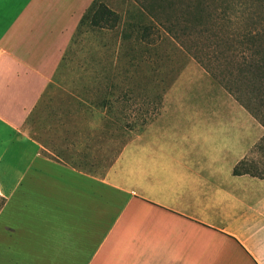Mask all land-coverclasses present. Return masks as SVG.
<instances>
[{
    "label": "crops",
    "instance_id": "crops-1",
    "mask_svg": "<svg viewBox=\"0 0 264 264\" xmlns=\"http://www.w3.org/2000/svg\"><path fill=\"white\" fill-rule=\"evenodd\" d=\"M95 0H0V264H264L252 115L162 114L104 175L25 131Z\"/></svg>",
    "mask_w": 264,
    "mask_h": 264
},
{
    "label": "rangeland",
    "instance_id": "rangeland-1",
    "mask_svg": "<svg viewBox=\"0 0 264 264\" xmlns=\"http://www.w3.org/2000/svg\"><path fill=\"white\" fill-rule=\"evenodd\" d=\"M99 1L118 13V26H86L74 37L26 123V133L43 146L46 157L104 175L155 116L212 115L226 105L235 108L236 117L252 115L222 84L223 71L210 74L194 58L196 52L228 55L209 48L207 35L192 51V40L175 39L136 0ZM223 1L207 0L212 10ZM245 161L251 173L264 175V138Z\"/></svg>",
    "mask_w": 264,
    "mask_h": 264
},
{
    "label": "trees",
    "instance_id": "trees-1",
    "mask_svg": "<svg viewBox=\"0 0 264 264\" xmlns=\"http://www.w3.org/2000/svg\"><path fill=\"white\" fill-rule=\"evenodd\" d=\"M136 2L175 39L183 43L192 40V51L198 50L204 35L211 42L209 48L226 50L227 56L214 53L207 57L208 54L201 56L196 52L194 58L210 74L217 75L215 70L223 71L225 80L221 81L226 90L264 126V0H224L215 10L210 9L207 0ZM119 19L118 13L95 0L84 14L75 36L86 26L114 29ZM246 165V161H242L236 166L235 174L264 177L251 173ZM5 204L6 199L0 196V212Z\"/></svg>",
    "mask_w": 264,
    "mask_h": 264
},
{
    "label": "snow or ice",
    "instance_id": "snow-or-ice-1",
    "mask_svg": "<svg viewBox=\"0 0 264 264\" xmlns=\"http://www.w3.org/2000/svg\"><path fill=\"white\" fill-rule=\"evenodd\" d=\"M0 148H2V139H0Z\"/></svg>",
    "mask_w": 264,
    "mask_h": 264
}]
</instances>
